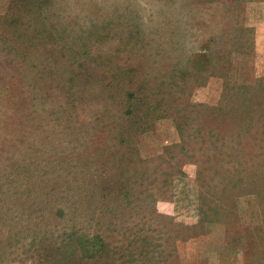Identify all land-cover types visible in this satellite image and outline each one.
Segmentation results:
<instances>
[{"label": "rangeland", "instance_id": "1", "mask_svg": "<svg viewBox=\"0 0 264 264\" xmlns=\"http://www.w3.org/2000/svg\"><path fill=\"white\" fill-rule=\"evenodd\" d=\"M42 11L28 42L0 39V264H264L244 183L264 172V116L250 127L261 151L237 116L264 108V0H50ZM103 69L113 79L101 102ZM138 88L157 94L135 136L123 111ZM232 198L240 221L223 218ZM239 223L261 233L226 240Z\"/></svg>", "mask_w": 264, "mask_h": 264}, {"label": "trees", "instance_id": "2", "mask_svg": "<svg viewBox=\"0 0 264 264\" xmlns=\"http://www.w3.org/2000/svg\"><path fill=\"white\" fill-rule=\"evenodd\" d=\"M49 1L50 0H9L4 12L0 14V39L2 40L3 38L9 39L11 37L13 41L16 39H19L21 43L28 42L27 41L28 35L25 31L26 28L32 25L31 19H33L34 17L40 18L44 15V11H42L43 6L46 3H49ZM18 28L21 30L20 32ZM36 36L37 38L40 39L39 41L41 42H44V40L46 39V36L44 34H41V32H39ZM42 37L45 39H42ZM29 39L31 41L30 37ZM202 49L203 48H199L198 50L200 51ZM12 50L14 49L12 48ZM202 51H204V49ZM99 63L102 64V62H99ZM103 68H107V66H103ZM92 69H94V67ZM103 74H104V69L101 71L99 75V84L97 85L95 89V94L97 95V98L101 100V102H103L106 96H108L107 90L109 91V87L112 84L111 80L113 79V75H110L109 78L107 77V81H105ZM193 74L195 75V73ZM81 76L84 77V73L80 72L76 77H73V79L80 78ZM73 79H70V81H72ZM155 89H153L152 91L149 90L147 92H145V90L143 89L141 90V92H139V88H138L134 92H131V93H127L130 91L125 92L124 97L126 99V108L123 111V116L127 124L124 126V129H127L129 131L128 132L129 134H133L136 136V135H139L140 132L143 133L146 130H149L151 128V126L149 125V122L152 123L154 119L151 120L149 115L152 114L150 110L153 106V103L152 101H149V100H151L152 95L157 94V91H155ZM161 91L164 94L167 92L166 89L165 90L161 89ZM241 101L243 103H249L251 101V98L248 99L247 101H244L242 97ZM144 108L146 109L145 113L141 112ZM225 109L226 107L224 108V110ZM163 111L164 109L161 110V112ZM154 115L156 116L158 114H156L155 112ZM237 116L239 118H242V119L244 118L246 120L247 127L244 132L246 136H249L248 140L255 146V148L261 151V148L259 147V145L254 143L256 139V134L258 132L253 130L250 127H255L261 122L264 116V108L258 102H256L253 107L247 108L242 113H239ZM119 142H121L122 144L124 143L128 144V142L124 138H121ZM240 145L242 146V144ZM244 183H247L248 187L250 188L251 193L254 196H256V203L258 206L257 209L259 208L258 209L259 213H262L260 214L259 218L261 222H263L262 220H264V204H260V201L264 197V172L250 173L249 177L244 181ZM231 200H232V203H230L227 207L224 206L223 208H221V210L223 209L224 214H225L223 218L235 216V218L238 217V221H240V218H239L240 214L236 211L235 200L234 198H232ZM223 222L226 226H228L227 222H225L224 219H223ZM239 225L242 228H239V227L236 228V225L231 228V229H234V228L238 229L234 232V236H233L232 230H231L232 233L230 232L229 234H225L226 240L230 239L231 241L237 242L236 240L241 238V235H239L240 232L241 234L242 232H245V234L244 233L242 234V237H247V233H251V235L253 234L255 235L256 233L258 234L261 233V229L258 230L253 225L242 226V224L240 223ZM98 242H100V239L98 240ZM83 250L85 249L83 248Z\"/></svg>", "mask_w": 264, "mask_h": 264}]
</instances>
